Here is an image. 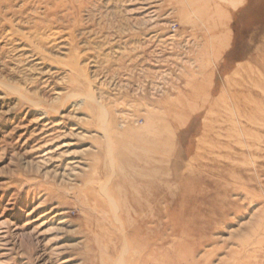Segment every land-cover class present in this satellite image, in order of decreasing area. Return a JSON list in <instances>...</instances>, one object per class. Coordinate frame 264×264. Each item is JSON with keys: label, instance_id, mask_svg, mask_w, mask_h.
Returning a JSON list of instances; mask_svg holds the SVG:
<instances>
[{"label": "rangeland", "instance_id": "rangeland-1", "mask_svg": "<svg viewBox=\"0 0 264 264\" xmlns=\"http://www.w3.org/2000/svg\"><path fill=\"white\" fill-rule=\"evenodd\" d=\"M0 264H264V0H0Z\"/></svg>", "mask_w": 264, "mask_h": 264}, {"label": "bare ground", "instance_id": "bare-ground-1", "mask_svg": "<svg viewBox=\"0 0 264 264\" xmlns=\"http://www.w3.org/2000/svg\"><path fill=\"white\" fill-rule=\"evenodd\" d=\"M187 21V20H186ZM11 30V29H10ZM210 50V49H209ZM235 112H237V111H235ZM235 125V124H234ZM238 134H239V132H238ZM230 137V136H229ZM123 234V233H122Z\"/></svg>", "mask_w": 264, "mask_h": 264}]
</instances>
